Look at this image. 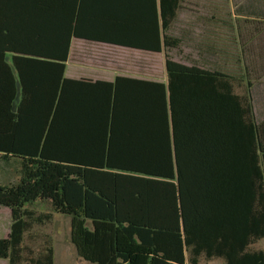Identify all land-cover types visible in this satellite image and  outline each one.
<instances>
[{"label": "trees", "instance_id": "trees-1", "mask_svg": "<svg viewBox=\"0 0 264 264\" xmlns=\"http://www.w3.org/2000/svg\"><path fill=\"white\" fill-rule=\"evenodd\" d=\"M182 1L0 0V38L15 25L23 44L0 45V161L20 164L18 182L0 185L12 220L0 259L53 264L52 248L33 259L21 247L40 221L25 206L40 201L69 217L70 242L90 264H264V251L248 249L264 238V189L254 208L225 166L246 120L264 165V119L224 75L166 54L180 43L168 32ZM87 13L118 29L97 41L164 52L167 83L65 79Z\"/></svg>", "mask_w": 264, "mask_h": 264}, {"label": "crops", "instance_id": "crops-1", "mask_svg": "<svg viewBox=\"0 0 264 264\" xmlns=\"http://www.w3.org/2000/svg\"><path fill=\"white\" fill-rule=\"evenodd\" d=\"M147 1V0H145ZM142 3V2H141ZM148 3V2H147ZM187 0H183L181 8L177 14V19L187 9L184 8ZM192 4V3H191ZM189 3V5H191ZM195 6V5H193ZM214 9H211L209 23L195 25L193 23L180 24L173 30V37L180 41L178 48L173 49L174 55L171 60L185 67H197L208 72H217L227 78L228 84L233 86L232 93L240 97L247 96L249 93V104L252 108L253 117L256 123L262 122L264 115V93L259 94L258 88L264 87L262 83L263 71L262 63L264 58L261 53V46L258 44L260 36L256 34L253 38L242 39L244 32L256 31L252 26L231 27L229 23L223 20V16L228 14L226 10L221 9L214 17ZM192 14V11H189ZM214 14V15H213ZM86 19L80 21L78 31L84 35L82 38L72 37L69 44V53L65 62L64 78L69 81H83L87 83H113L116 78H126L138 81L155 82L160 84L167 83L165 72V53H153L141 50H135L129 47L118 46L97 41L101 37H116L117 27L103 23L95 13L85 14ZM211 21V22H210ZM4 30L1 33L0 44L6 47H21L20 30H16L13 25L12 30L8 25L2 26ZM172 28V27H171ZM254 28V29H253ZM171 31V30H170ZM231 32L234 33L231 35ZM96 39V40H91ZM264 46V45H263ZM235 50L231 55L230 48ZM240 49L241 55L238 52ZM131 54H144L147 62H141L136 55L122 61L119 51ZM169 56L170 52H166ZM10 61L12 54H6ZM240 55V56H239ZM171 57V56H170ZM157 64L158 75L153 73ZM245 90L242 91V88ZM261 96V98L259 97ZM244 119V118H243ZM248 121L240 124V129L235 132V137H229L230 151L227 154L226 168L229 175L234 174L238 178L239 193L244 201H253V207L260 206L262 189H264V165L263 156L260 148L256 147V138L246 131ZM230 132H234L231 131ZM233 142L235 143L233 145ZM0 161V166L4 163ZM45 202H34L25 206L27 211L32 212L33 217L45 219L49 215L43 211L34 210V207L44 205ZM55 214V213H54ZM58 215V214H56ZM46 220V219H45ZM11 211L8 208L0 207V239H7L11 226ZM31 230V228H30ZM36 237L28 231L24 234L21 247L23 254L31 255L32 243ZM30 242L29 246L27 245ZM53 250V264H55V249L53 246L45 248ZM251 252L264 251V238L254 242L248 247ZM42 252V251H41ZM76 253V251H75ZM77 256V254H76ZM77 264H90L77 256ZM213 260V259H212ZM209 260L207 262H211ZM200 263V261H199ZM0 264H8L7 259H0ZM20 264H30L27 260H22Z\"/></svg>", "mask_w": 264, "mask_h": 264}, {"label": "rangeland", "instance_id": "rangeland-1", "mask_svg": "<svg viewBox=\"0 0 264 264\" xmlns=\"http://www.w3.org/2000/svg\"><path fill=\"white\" fill-rule=\"evenodd\" d=\"M189 3L191 5H189ZM195 5V6H193ZM187 10L182 13L180 18L176 19V21L172 24L171 31L168 32V35H173V30L179 27L180 24L193 23L195 25H201L209 23V16L211 13V9H214V17H220L218 12L223 9L228 13L222 17L231 27L241 26L242 28L246 26L250 28V26L254 27L256 31H248L244 32L241 35L243 36L240 40H245L247 38H253L260 34L258 38V44L261 46V53L264 58V16L262 9V0H187V3L184 5ZM192 11V14L189 13ZM211 22V21H210ZM251 27V28H252ZM250 28V29H251ZM253 28V29H254ZM234 34L231 32V35ZM121 55L122 61H126L128 58H133L131 55H136L137 59H139V64L141 62L146 63L147 59L144 58V54L135 53L129 54L127 52H121L118 50ZM166 52L171 53V58H173L174 52L173 50H167ZM239 54L241 55L240 49H238ZM231 55H234L235 50L230 48ZM239 55V56H240ZM264 60V59H263ZM155 75H158L157 64H155ZM262 71H263V79L262 83H264V63H262ZM245 90V87L242 88V91ZM258 93H264V87L258 88ZM261 98V96H259ZM260 114L264 115V112H260ZM20 177V164L19 161L15 158H11L5 161L0 166V185L6 186L11 184H16ZM34 210L43 211L50 215L49 220L40 219V221L32 220L31 223V234L36 237L34 243H32V253L31 255L25 254L26 257H31L35 259L38 257L39 253L43 251L42 249L47 246H53L55 249V264H77L78 259L75 253L74 246L71 244L69 239V217L56 215L54 214L52 207L49 203H45L44 205H39L38 207H34ZM36 219V214L33 217ZM30 242L27 244L29 246ZM199 264H224L222 259H213L211 262H207V260L202 256L200 258Z\"/></svg>", "mask_w": 264, "mask_h": 264}]
</instances>
